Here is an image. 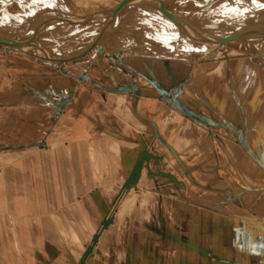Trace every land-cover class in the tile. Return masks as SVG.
I'll use <instances>...</instances> for the list:
<instances>
[{
    "label": "crops",
    "instance_id": "1",
    "mask_svg": "<svg viewBox=\"0 0 264 264\" xmlns=\"http://www.w3.org/2000/svg\"><path fill=\"white\" fill-rule=\"evenodd\" d=\"M138 24L110 41L150 49ZM144 226L165 250L204 260L210 232L219 264H264V42L51 64L0 47V264H141L115 234Z\"/></svg>",
    "mask_w": 264,
    "mask_h": 264
},
{
    "label": "rangeland",
    "instance_id": "2",
    "mask_svg": "<svg viewBox=\"0 0 264 264\" xmlns=\"http://www.w3.org/2000/svg\"><path fill=\"white\" fill-rule=\"evenodd\" d=\"M32 1V2H31ZM122 1L125 0H84L81 4H73V0H1L0 1V18L8 21L10 27L7 30L0 28L1 32H4L6 35L12 37H25L29 35L35 27V24L41 20L38 18L40 14L43 13V18H54L55 13L65 14V11L69 12L71 10H75L76 12L85 13V14H93L99 9H108L110 7H117ZM142 1H157V0H142ZM165 2V6L168 11L174 13L177 16H183L189 14L203 15L209 19L215 20H234L236 14L244 13V11H250V7L248 5H260L258 2L254 0L244 1L240 3L236 0V2H230L229 0H163ZM27 2V3H26ZM30 3V4H29ZM34 4V5H33ZM69 4V5H68ZM248 4V5H247ZM67 5V6H66ZM36 7V8H35ZM139 6L134 5V8ZM137 8V9H138ZM145 10V18L139 24H144L146 28L145 36H148L147 39H151L152 47L150 49L140 50V51H132L126 49H117V47L109 46L106 41H102L101 45L99 43L94 44L91 48H89L97 36V31L104 26V24L109 19L107 14L102 16L97 23H94L88 28L79 27L77 25L73 26L74 34L73 38H63L58 40H52L48 42H42L45 46L51 48L59 55L62 56H70L75 55L86 48H89L90 51L93 52H103L109 53L113 51L114 53H150L156 55H165V56H182L186 55L190 52H183L182 50L187 49L188 44H190L184 34L178 30L171 22H169L162 14L158 11L151 9L148 6L143 7ZM138 23L130 22L127 25L129 28L128 31H133ZM138 24V26H139ZM68 25V24H65ZM49 30V29H48ZM92 35L93 41L85 42L84 38L80 37L81 35ZM157 40L156 44L154 41ZM264 42V41H263ZM263 42L259 41H246V42H230L226 43L222 48L225 49H252L256 46H261ZM115 46L118 43H114ZM1 48H7L5 45L0 44ZM159 47V48H157ZM161 47V48H160ZM25 56H29L30 58H34L35 60H42L45 63L51 64L53 61L37 57L34 54H30L25 51H21ZM64 62V61H62ZM159 171V168H158ZM174 176L176 178H180L182 175L181 170H173ZM181 185H172L174 192H180ZM182 192H185L183 190ZM202 203V202H201ZM189 209L192 208V205H188ZM131 208V207H130ZM131 210V209H130ZM207 212V211H205ZM213 215L210 214L209 218L211 219ZM112 218H108V222H110ZM121 220L122 224L132 225L135 224V220L137 218L125 217L118 218ZM191 219V218H190ZM179 221L178 217L174 218V221ZM179 223V222H178ZM132 228V227H131ZM165 232H151L148 230V227L141 228L140 233L134 232H126L119 233V235L115 234V236H119L121 239L123 236L124 242L126 243L128 249L126 248V260H130L139 255L141 264H152V262L157 259L159 264H164L167 260L172 261L173 264H182V260H185L183 264H219L216 258L211 255V241H212V233L208 232L205 237V253L204 260L202 259V254H199L198 258L196 252L193 249H176L173 250H165L164 244L165 242ZM188 236L193 239H196L198 234L194 233H185L178 232L173 233V244L175 242H179L182 240L183 245H187L186 242L188 240ZM94 241V238L91 239V242ZM192 241V240H191ZM209 242V243H207ZM132 245L137 249L135 251V255L132 252ZM140 247V248H139ZM187 250V251H186ZM214 250V249H213ZM110 251V250H109ZM169 252L173 253L172 257L169 255ZM223 254V250H221ZM170 253V254H171ZM91 254V253H90ZM214 256V255H213ZM183 259H182V258ZM189 258L184 259V258ZM182 259V260H181ZM181 261V263H178ZM150 262V263H149ZM187 262V263H186ZM204 262V263H203ZM18 264V263H14ZM131 264V263H129Z\"/></svg>",
    "mask_w": 264,
    "mask_h": 264
},
{
    "label": "bare ground",
    "instance_id": "3",
    "mask_svg": "<svg viewBox=\"0 0 264 264\" xmlns=\"http://www.w3.org/2000/svg\"><path fill=\"white\" fill-rule=\"evenodd\" d=\"M229 1L230 2H232V1L236 2V0H229ZM237 1H239V0H237ZM243 1H246V0H243ZM134 5H138L139 8L138 7L134 8ZM118 6L115 7L116 10L120 8V6L119 7ZM145 6H148L151 9L158 11L169 22H171L178 30H180L184 34V36L187 38V40L190 44H188L187 49L182 50L183 52L200 51L203 47H206V46H210V47L212 46L213 47L214 46L213 43L202 44V43L195 42L194 40H192L190 38V36H188L183 30H181L178 26H176L172 21H170L162 13V11L159 9L160 4H155V3L146 2V1H142V0H133L127 7L122 9L116 15V17L108 24V26L104 30V33L102 34L98 43L101 45V42L104 40V41H106V43L109 46L116 48L117 46H115V44L110 41V38H109L110 35L116 33L118 31V27L120 25H126V24H129L130 22H134V23L135 22H142L146 16L144 11H148V10H145V8H143ZM110 8H112V7H110ZM54 13L56 14L55 17L54 18H48V19L45 17L43 18V13L40 14L38 16V18H41V20H39L35 24V27L32 30V32L25 37L24 36L23 37H15V36L12 37V36L6 35L4 32L0 31V38L1 39H3L7 43H10L12 45H15V46L21 48V50H15V49L8 48L6 46L7 47L6 49L18 51V52L25 51V52H28L30 54H34L40 58L52 57L54 59H59V58H70V57L74 56V55H70V56L65 57V56L59 55L60 53H57L58 51L55 52L51 48L45 46L42 42H48V41H52V40L54 41V40L63 39V38L65 39L67 37L73 38V36L76 32L73 31L72 28L75 24L65 25L68 23L67 19H72L75 21L88 23L94 17V13L93 14L92 13L91 14H81V15H76V14L71 15L68 11H65L64 12L65 14H59L56 12H54ZM170 13L174 17H176L178 20H180L181 22L186 23L187 30L195 38H198L200 40H204L206 38H218V37L229 36V35H232L234 33H238V32H241V31H244L247 29L258 28L261 26V24L264 23V15L258 16L256 14L257 11H254L253 9H251L250 11L249 10L244 11V13L242 12V13L236 14V17L234 20H227V19L226 20H224V19H220V20L214 19L213 20V19H209L207 17H204L203 15H196V14H189V15H186L185 17H183V16L180 17V16L175 15L172 12H170ZM106 14H107V17L110 18L109 8L102 10V12L99 16V19ZM99 19L95 23H97L99 21ZM77 26L83 27V28H88V27H84V26H80V25H77ZM9 27H10V25H9L8 21L0 18V28L7 30ZM101 30H102V28H100L97 31V35ZM80 37L84 38L85 42H89L91 40L93 41V37L91 34L90 35H81ZM246 41H258V35L255 34V35H251V36L238 38V39L233 40L232 42H246ZM27 42H28V44L25 45ZM224 45H222V46H224ZM222 46L218 47V49L222 48ZM101 47H103V46L101 45ZM81 52H83V51H81ZM81 52H79V53H81ZM79 53H77V54H79ZM68 61H71V60H68ZM53 62H59V61H53Z\"/></svg>",
    "mask_w": 264,
    "mask_h": 264
},
{
    "label": "water",
    "instance_id": "4",
    "mask_svg": "<svg viewBox=\"0 0 264 264\" xmlns=\"http://www.w3.org/2000/svg\"><path fill=\"white\" fill-rule=\"evenodd\" d=\"M133 0H125L123 1L119 6V9H115V8H109V13H110V18L107 20V22L104 24V26L102 27V30L98 33V35L96 36V39L94 40L93 44L89 47L91 48L94 44L98 43V41L100 40L102 34L104 33V30L106 29V27L108 26V24L116 17V15L125 7H127ZM160 3V7L159 9L162 11V13L170 20L172 21L176 26H178L181 30H183L188 36H190V38L192 40H194L197 43H202V44H211L213 43L214 46L210 47V46H206L203 47L200 51H193L190 52L188 54H206V53H211L213 51H215L216 49H218V47L224 45L225 43H230L235 39L238 38H242V37H246V36H251V35H258V41L262 42L264 40V23L261 24L260 27L258 28H252V29H247L238 33H234L232 35L229 36H225V37H218V38H206L204 40H200L198 38H195L188 30L186 27V23L181 22L180 20H178L176 17H174L169 11L168 9L165 7L164 1L163 0H157ZM242 1V2H241ZM249 1V0H246ZM256 2H258L260 5H248L250 7V9H253L254 11H257V15H264V0H254ZM240 3H243V0H239ZM118 6V7H119ZM103 9H99L94 13V17L91 19L90 22L86 23V22H79V21H75L72 19H67V24H75V25H80V26H84V27H88L93 25L98 19L99 16L101 14ZM69 13L72 15L74 14L72 11L69 10ZM0 44L7 46L8 48L11 49H15V50H21L20 47H17L15 45H12L10 43L5 42L3 39L0 38ZM28 42L25 44L27 45ZM89 48H86L85 50H83V52L76 54L70 58H59V59H54L52 57H45L44 59H48L51 61H68V60H73V59H77L82 57L83 55H85L86 53H88L90 51ZM137 171V170H136Z\"/></svg>",
    "mask_w": 264,
    "mask_h": 264
}]
</instances>
